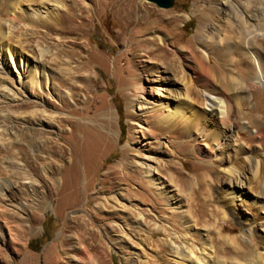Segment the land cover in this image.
<instances>
[{"label": "rangeland", "instance_id": "rangeland-1", "mask_svg": "<svg viewBox=\"0 0 264 264\" xmlns=\"http://www.w3.org/2000/svg\"><path fill=\"white\" fill-rule=\"evenodd\" d=\"M12 1L0 0V11ZM81 1L88 11L75 15L72 27L64 20L51 22L58 29L53 32L25 14L39 8L46 15L39 1L7 5L20 16L9 28L17 50L19 40L31 52L29 60L39 55V46L50 53L63 47L65 55L51 66L61 96L45 87L24 90L11 65L9 74L0 73L15 92L9 106L0 97V264H194L192 259L219 264L230 258L213 250L229 246V237L264 255V210L253 218L258 207L247 203L259 187L229 176L227 165L216 161L223 146L205 133L208 106L199 94L205 76L196 60L209 56L214 63L216 50H224L228 7L220 0H173L169 8L147 0ZM202 16V31L195 36ZM230 57L239 68L224 58L223 67L240 77L239 56ZM69 59L71 65L81 61L78 74L89 75L87 82H60L59 67H67ZM215 73L210 69L206 76L218 87ZM185 86L199 94L188 92L185 98L191 101L192 128L154 120L166 113L167 101L180 105L171 96H182ZM236 95L234 110L242 97ZM252 102L249 107L257 106ZM248 109L232 118L240 125L233 139L250 148L258 160L256 179L262 181L264 133L259 137L255 124L244 118ZM233 165L248 174L242 158ZM48 177L51 186L42 181ZM231 181L237 184L231 187ZM233 192L241 194L232 202ZM39 195L46 197L45 205ZM29 222L31 230L20 226ZM202 246L213 252L210 259L201 254ZM176 248L193 251L192 259L177 256Z\"/></svg>", "mask_w": 264, "mask_h": 264}, {"label": "bare ground", "instance_id": "bare-ground-1", "mask_svg": "<svg viewBox=\"0 0 264 264\" xmlns=\"http://www.w3.org/2000/svg\"><path fill=\"white\" fill-rule=\"evenodd\" d=\"M37 1L40 2L42 8H45V13L48 12L46 15L42 16L39 8L30 9L28 7L31 10V12H28V13H25V11L23 10L24 8L21 9V11L23 10V12L25 14H28L30 17H37L36 18L37 20H34V19L33 20L35 22H39L40 26H43L44 28L46 27L45 31L47 32L48 30H50V32H53V30L55 31L58 30L56 27H54V25L51 24V22H53L54 24L55 22H57V20H60L61 22L62 20H64V22H67V23L69 22V25L72 27L74 24L73 21H75V17L76 16L82 17L83 11H88L89 9V7L81 0H67V2L69 1V4H66L64 2L65 0H37ZM18 2L19 0H14L11 2L12 4L10 5L14 4L16 7H19L18 6L19 4L18 5L16 4ZM220 4L223 6L226 5L228 7V11L226 12V15H227L226 18L228 20L226 23L227 44L224 46V50H221L220 48L216 50V55H215L216 60H214V63H211L209 56H205L204 58L205 61L203 57L202 58L199 57L196 60L200 73L205 76V80L203 81V84H202V91L201 93H199L201 94V97L203 98V100H206L205 103L208 106V111L205 112L204 118H203L205 119L204 122L208 121L209 123L208 124L209 127L205 128V133H207L209 137H211V139L215 142V144L217 145L219 144L218 145L219 147L220 145L223 146V149H221L220 153H218V156L216 155V158H217L216 161L221 162V164L223 163L222 165H224V163L227 165L224 168V172L231 177L234 176V178L241 176V177L247 178L248 180H252L253 182H255L254 185L256 187H259L257 193H255V197L252 198L251 200H247L248 205L252 206L253 209L255 207H258V209L256 208L257 210L254 211V213H252L254 216L253 218H256V216L259 215L260 212H262L261 210H264V180L262 179V181H260L256 179L258 178L256 176L257 171H258L257 170L258 160H253V155L250 154L251 153L250 148L249 149L245 148L243 145L236 142L235 140L236 138L233 139L234 131L240 134L239 133L240 125L232 123V118L237 116L238 111L249 108L245 112L244 118L248 119V121L250 123H253V125L255 124L256 131L258 132L259 137L263 136V133H264V0H242V2L241 0L240 1L238 0H222L221 1L220 0ZM7 5L9 4H6V8L4 11L2 9L0 11L1 15L3 16V19H0V73L4 72V75H5L9 71V66L11 65L14 68L13 72L16 73V76L19 79L18 84L22 88H24V90L26 89L35 90L41 87L42 88L45 87L46 89H51L52 91H56V92L58 91V93L61 96V91L58 90L57 85L53 82V68L51 66L56 65V64L57 65L61 64V61H62L61 54L65 55L64 54L65 49L63 47L62 48L59 47V49L50 53L44 47L41 48L42 46L41 47L39 46L37 49L39 51V55L29 60V57L27 56H30L29 53L31 52L19 40L17 43L20 45V50H17V48L15 47V46L18 47L17 44L13 45L10 43L9 37H11V29L9 28H11L10 26H13L12 24L14 22L18 21V18H20V16L17 17V15L9 13L7 11V7H9L10 5L9 6ZM50 13H52L54 17L51 15L49 17ZM207 17H208V14H207ZM204 19H206V17L202 16L197 27L195 28V33H194L195 36L200 35L202 31V26H203L202 23ZM5 29H8V30L5 31ZM77 29H78V26H75L74 30H71V31L75 33V31H78ZM31 30H33L32 33L40 32L36 29H31ZM45 31L42 32L41 34L44 38H46V36L48 35V33H45ZM154 39H155L154 37L150 38L152 42H154ZM159 47H161V45L156 46L155 49H159ZM5 52H6V55H5ZM47 52L51 54L50 60H52L53 62L52 61L49 62L45 60V56L47 55ZM195 52L196 51H193V54ZM25 54H26V57H23L22 55L25 56ZM231 54H237L239 56L240 63L242 64V66L240 67L241 68L240 77L235 76L228 72L227 74L225 70L226 68L224 69L223 67L224 62L222 61V59L224 58L223 60L225 61L226 65H232L236 69L239 68L237 67V64H236L238 62L230 57ZM54 61L56 63H54ZM64 63L67 65V67L66 66L63 68L59 67L60 72H61V76L59 80L61 83H67V82L73 83L74 82L72 81L73 78H78L77 80L80 79L84 82H87L88 78H90L89 75H82L80 73L78 74V72H80L79 70H81L83 66L81 61H77L75 65H71V62L69 59V60H65ZM210 69H213V70L215 69L216 73H215V77L213 78V80L218 83L217 85H220V86L214 87L215 85H213L210 79L206 76ZM75 72L77 74H74ZM7 83L8 81H6L4 77L0 78V97L3 99H7L6 102L8 103L6 104L9 106L11 105L12 101H14L15 99L14 98L15 92L12 89L13 87L11 88V86L7 85ZM181 83H183V81ZM196 91L197 90H195L191 86L190 88L185 86L184 94H182V96H180L181 93L180 94L178 93L179 95L176 94V95L171 96V98L178 99L179 101H181L180 105L172 104L170 106L168 104L169 101H167L164 104V106L169 107L167 108L166 113H164L163 115L157 116L156 118H154V120L156 121L161 120L164 123L168 122L167 124L172 123V125L183 123L186 125L185 126L186 129L190 130L189 128L190 127L192 128V124L189 123V121L191 120V117H193L192 116L193 113L191 111L192 107L190 106L191 101L189 102L185 98L188 97L187 96L188 92L193 93L196 96L199 95L198 91L197 92ZM236 93H241L242 97H241V100L236 103L237 107H236V110H234L233 101L231 100V98L232 97L236 98L237 97ZM250 101H253L254 104H257V106L249 107ZM21 102L22 104L23 102L27 103L26 100H22ZM254 109H256V113L251 114L252 112L251 110H254ZM35 112L30 111L29 113L31 114V116H33ZM175 118H177V120H174ZM194 122L196 121L194 120ZM0 135H1V132H0ZM21 138H23V135H21ZM239 158L243 159V161L245 162V165L247 164L249 165V167L246 166L248 169L247 170L248 174L244 173L242 170L240 171L235 165H233ZM25 164L29 166L27 162H25ZM50 173L54 174V171ZM146 174L149 175L151 173L147 170ZM48 178L49 179H44L42 181L44 184L49 182L50 184L48 185L51 186V183H52L50 182L51 179L50 177ZM235 184H237L235 183V181H231L230 185L231 187H233ZM162 187L163 185L161 184L158 186V188H162ZM163 191H165L164 193L168 195L167 196L168 198H170V194L166 191V188H164ZM233 191H236V190H233ZM243 192L244 191L242 190L241 193ZM240 194L236 195V193L233 192V195L229 196L231 198L230 201L233 202V198L239 197ZM39 199H40L39 204H43V205L46 204V197H44L43 195L42 196L39 195ZM235 204L236 203H234V205ZM20 226H26L23 228H29L31 230V228L33 227V224L29 222L28 225L20 224ZM12 227L13 226L11 225V229ZM18 229L19 228L17 227L16 230L19 231ZM0 232L1 234L2 233L4 234L3 228H1V226H0ZM219 234L220 233L218 232V236H219L218 238L220 240L224 239ZM219 239L216 240L217 243H219ZM236 240L237 239H235V237L227 238V241H229L228 242L229 246H224L222 249L217 244L218 248L216 247L213 250L214 253H216V251H218L219 249L221 250L222 253L226 254L230 258L228 259V262H222V261L217 260L219 264H226V263L227 264H264V255L262 252H259L260 250L258 251L255 247L253 248V246H250L251 244L245 245V243H241V242L238 243L236 242ZM202 247L203 248L201 249V254L205 256L207 255L206 257L210 259L211 253L213 252H211V250L210 252L207 251L206 246H202ZM174 252H176L177 256H180L183 259H188V260L192 259L191 255L193 254V251H189L187 254V252L185 253L183 251L177 250L176 248ZM212 256L214 257L213 254ZM192 261H194L193 262L194 264H205L204 262H197L198 261L197 259L195 260L192 259Z\"/></svg>", "mask_w": 264, "mask_h": 264}, {"label": "water", "instance_id": "water-1", "mask_svg": "<svg viewBox=\"0 0 264 264\" xmlns=\"http://www.w3.org/2000/svg\"><path fill=\"white\" fill-rule=\"evenodd\" d=\"M149 2L155 3L158 7L169 8L173 4V0H147Z\"/></svg>", "mask_w": 264, "mask_h": 264}]
</instances>
